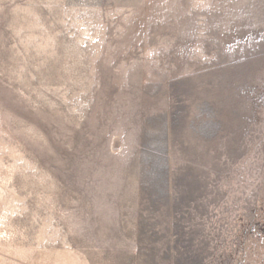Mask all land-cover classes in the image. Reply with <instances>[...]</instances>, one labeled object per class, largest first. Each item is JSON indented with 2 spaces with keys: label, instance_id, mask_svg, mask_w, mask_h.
Masks as SVG:
<instances>
[{
  "label": "rangeland",
  "instance_id": "374dc122",
  "mask_svg": "<svg viewBox=\"0 0 264 264\" xmlns=\"http://www.w3.org/2000/svg\"><path fill=\"white\" fill-rule=\"evenodd\" d=\"M0 264H264V0H0Z\"/></svg>",
  "mask_w": 264,
  "mask_h": 264
}]
</instances>
